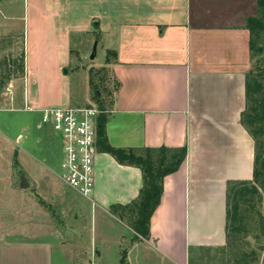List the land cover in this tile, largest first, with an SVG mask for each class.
<instances>
[{"label": "crops", "instance_id": "obj_1", "mask_svg": "<svg viewBox=\"0 0 264 264\" xmlns=\"http://www.w3.org/2000/svg\"><path fill=\"white\" fill-rule=\"evenodd\" d=\"M11 1L0 4L15 3ZM24 1L23 14L8 16L24 22V67L0 79V140L10 151L0 152V264H91L96 239L90 250L81 247L82 255L71 262L75 255L58 252L66 246L59 232L44 236L37 222L32 226L35 234L19 227V219L28 216L29 202L35 203L27 190L33 186L31 179L38 194L46 187L52 196L56 181H61L60 171L52 167V152L63 148L62 142L42 123V116L46 109L84 107L75 103L70 69L81 36L92 39L91 51L95 40L98 46L105 43L103 66L110 67L120 83L113 102L108 107L104 103L97 118L98 128L99 116H106L110 145L188 147L180 169L164 180L148 240L135 238L119 216L121 209L119 214L112 211L139 196L142 171L119 164L98 147L96 188L87 199L92 221L129 227L130 234L118 237L135 238L128 260L138 254L145 264L153 258L160 264H189L191 251L202 264L214 253L225 252L229 183L254 177L255 143L241 118L252 68L246 26L249 18L258 16V0ZM16 51L10 47L6 53ZM13 162L19 163V170ZM99 237L115 236L103 229ZM103 252L101 247L99 259Z\"/></svg>", "mask_w": 264, "mask_h": 264}, {"label": "rangeland", "instance_id": "obj_2", "mask_svg": "<svg viewBox=\"0 0 264 264\" xmlns=\"http://www.w3.org/2000/svg\"><path fill=\"white\" fill-rule=\"evenodd\" d=\"M10 5V0H6V3L0 4V37H2V47L0 51V63L1 73L0 79H5L9 71H21V64L23 62V54L21 48H23V31L24 22L21 20L8 19L12 13L23 14L25 9L24 0H13ZM7 24V25H6ZM12 33L7 34V31ZM97 40H95L96 43ZM98 42V41H97ZM92 39L87 36H81L79 43L75 46V62L70 68L73 72L74 86L73 93L75 97V103L79 106L90 105L91 103L100 106L99 102L105 103L108 107L113 102L114 95L117 89V80L113 75L111 68L103 66L104 64V47L105 43L102 42L97 46V57L91 59L94 45L92 47ZM10 47L17 48V51L12 54L6 53V50ZM90 54V56H89ZM82 57V58H81ZM260 58V57H257ZM256 58V59H257ZM113 59V55L109 56V60ZM256 60L252 61V67ZM92 79V80H91ZM1 81V80H0ZM93 81V82H91ZM3 82L0 83V89ZM98 94V97L96 96ZM100 108V107H99ZM3 115L0 111V117ZM18 117V116H17ZM55 150V149H54ZM0 152L9 153V149L0 140ZM62 148L53 151V164L54 169L60 171V164L62 161ZM1 164V163H0ZM3 167L7 168V163L3 162ZM59 164V166L57 165ZM14 167L19 170V163L13 162ZM33 186L28 187L29 194L34 199L35 203L29 202V207L26 209L28 213L27 218L19 219L21 224L19 227L24 232L34 233L33 225L37 222L40 226L39 233H44L46 236L48 232L52 230L59 232L60 237L58 239L64 245V248L60 246L59 253L67 251L70 256L75 255V258L71 257V262H77L78 257L81 256L82 248L88 249L92 244V239H96V246L93 250V258L91 264H120V260L123 256V252L127 251L128 264H145L138 257V254H131L130 260H128V250L135 238L133 237H118L123 233L130 234L129 227L116 222L113 224L108 223L107 227L99 224V219L96 221L91 217L89 210V202L75 191L67 187L62 181L57 180L55 186V194L52 196L48 193L46 187L40 190L41 193H37V187L35 179H31ZM29 201H31L29 199ZM264 217V198L263 201H259V196L253 198L251 204H242L240 214L234 221L230 220V245L225 252L218 255L213 254V259L208 258L204 260V264H264V257H252L249 252L252 250L253 243H257L260 240V244L264 245V234L261 220ZM101 218V217H100ZM126 224H132L130 217L124 221ZM2 227V226H1ZM42 229V230H41ZM108 232L115 237H99L100 231ZM97 236V237H92ZM29 237H34L29 236ZM109 240V243L103 246L104 240ZM106 240V241H107ZM139 240V239H138ZM82 244H84L82 246ZM95 245V244H94ZM102 251L104 257L99 259V251ZM254 248V247H253ZM90 250V249H89ZM260 252V251H259ZM203 253V252H202ZM207 254H210L208 252ZM209 257V256H208ZM83 262V261H82ZM80 261V263H82ZM130 262V263H129ZM202 263V264H203ZM148 264H160L159 260L153 258L149 260ZM189 264H201L199 254L191 251Z\"/></svg>", "mask_w": 264, "mask_h": 264}, {"label": "trees", "instance_id": "obj_3", "mask_svg": "<svg viewBox=\"0 0 264 264\" xmlns=\"http://www.w3.org/2000/svg\"><path fill=\"white\" fill-rule=\"evenodd\" d=\"M247 29L250 31V47L252 61L255 64L246 77V109L242 114L241 122L251 134L255 143V166L252 181H232L227 192V237L230 245V220L234 221L240 214L242 204H251L253 198H264V0H258V16L247 20ZM260 57V58H257ZM257 58V59H256ZM24 67V59L21 64ZM92 80V79H91ZM93 82V81H91ZM120 83L117 81L118 92ZM99 100L98 94H96ZM100 111H104V103L99 102ZM98 147L101 152L110 154L119 164L137 167L143 174V186L139 196L127 206H113L112 211L119 214L122 220L130 217L131 228L136 233V239L148 240L151 238V220L161 204L164 193V180L167 176L176 173L188 155V147L182 148H118L110 145L106 134V116H99ZM264 231V217L261 220ZM264 234V232H263ZM257 243H261L258 240ZM249 254L252 257L263 256L252 247ZM120 264H128L127 251L123 252Z\"/></svg>", "mask_w": 264, "mask_h": 264}, {"label": "built area", "instance_id": "obj_4", "mask_svg": "<svg viewBox=\"0 0 264 264\" xmlns=\"http://www.w3.org/2000/svg\"><path fill=\"white\" fill-rule=\"evenodd\" d=\"M7 93L11 94L10 87ZM100 112L96 105L70 106L46 109L42 116V123L51 126L62 142L61 181L85 199H91L96 188Z\"/></svg>", "mask_w": 264, "mask_h": 264}, {"label": "water", "instance_id": "obj_5", "mask_svg": "<svg viewBox=\"0 0 264 264\" xmlns=\"http://www.w3.org/2000/svg\"><path fill=\"white\" fill-rule=\"evenodd\" d=\"M97 46H98V42L96 41V43H95V45H94V49H93V53H92V57H91V59L95 58V56H96ZM28 186H29V185H28L27 181L25 180V181H24V185H23V187H24V188H27ZM254 247H255V249H257L258 251H260V252H264V245H261V244L256 243V244L254 245Z\"/></svg>", "mask_w": 264, "mask_h": 264}]
</instances>
